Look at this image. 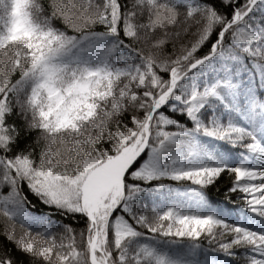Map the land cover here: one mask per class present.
<instances>
[{
    "label": "snow or ice",
    "instance_id": "snow-or-ice-1",
    "mask_svg": "<svg viewBox=\"0 0 264 264\" xmlns=\"http://www.w3.org/2000/svg\"><path fill=\"white\" fill-rule=\"evenodd\" d=\"M0 264H264V0H0Z\"/></svg>",
    "mask_w": 264,
    "mask_h": 264
},
{
    "label": "trees",
    "instance_id": "trees-1",
    "mask_svg": "<svg viewBox=\"0 0 264 264\" xmlns=\"http://www.w3.org/2000/svg\"><path fill=\"white\" fill-rule=\"evenodd\" d=\"M34 199V201H35V198H33Z\"/></svg>",
    "mask_w": 264,
    "mask_h": 264
}]
</instances>
